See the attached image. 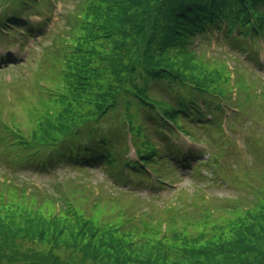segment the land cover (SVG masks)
<instances>
[{"label":"trees","instance_id":"1","mask_svg":"<svg viewBox=\"0 0 264 264\" xmlns=\"http://www.w3.org/2000/svg\"><path fill=\"white\" fill-rule=\"evenodd\" d=\"M41 2L0 0V9L6 10L0 12V23L15 26L25 23L20 16L22 12L28 5ZM91 8L92 19L86 18L85 24L79 25L76 15L68 23L74 28L80 26L82 34L77 30L74 35L77 53L69 71L74 85L71 84L68 97L78 107L83 102L84 110L74 106L70 116H59L53 136L48 121L31 137L20 136L24 152L17 154L21 160L35 156L31 161L42 170L66 162L78 168L105 165L114 183H125L127 173L148 176L142 165L152 166L179 158L188 163L190 155L195 153L172 143L159 148L155 139L145 135V127L150 124H154L160 134L170 126L172 134L179 130L198 140L189 124L211 114L209 125L218 133L215 137L219 145L224 140L229 141L227 134H223L221 111L228 106L247 114L244 105L247 98L252 100L255 95L250 92L248 76L242 70L237 72L245 79L244 91L243 77L238 79L239 85L234 84L233 79L232 83L228 81L230 76L225 75L228 67L215 72L217 79L214 76L212 79L216 83L210 81L203 74L207 65L196 58L197 50L201 49L202 41L218 31L223 33L225 41L259 62L255 47L264 42V0H100L97 4L92 1ZM7 11H11L8 16ZM99 77L104 78L105 83ZM158 88L167 90L170 98H162ZM234 88L238 95L236 106L228 102L227 96ZM90 89L93 98L80 97ZM208 98L214 99V105ZM136 103L143 111L140 123L136 122L138 114L131 111ZM108 116L121 122L113 129L102 130L99 125ZM2 117L0 144L12 145L14 134L7 129L9 126ZM226 121L229 124V118ZM128 131L137 148V160L125 155ZM17 165L21 163L17 161ZM141 183L138 181L137 185ZM57 192L59 195L47 199L59 201L62 207L48 218L39 213L40 206V209H29L26 205L19 211L26 219L14 234L24 228L25 235L23 241L13 246L21 251L39 243L50 245L46 254L55 255L53 260L49 262L45 256L37 257L30 251L21 257L1 239L0 264H264V207L219 223L211 212H185L183 207L176 210L174 205L168 209L164 221L150 213L148 218L138 221L139 211L133 200L137 205L141 202L127 193L112 190L107 193L111 195L109 198L94 194L87 203L91 204V212L85 213L82 197L76 192L74 205L68 202L70 195H64L60 188ZM106 203L111 204V209ZM45 208L47 206L41 212ZM98 212L101 219L96 218ZM116 212H136L132 215L136 219L131 223L139 228L132 233L126 230L128 224L116 225L112 219ZM7 221L14 224L9 218ZM57 250L60 253H55ZM61 252L67 255L62 260L59 259Z\"/></svg>","mask_w":264,"mask_h":264},{"label":"rangeland","instance_id":"2","mask_svg":"<svg viewBox=\"0 0 264 264\" xmlns=\"http://www.w3.org/2000/svg\"><path fill=\"white\" fill-rule=\"evenodd\" d=\"M92 1L96 4L100 3V0H42L35 8L44 10V13L38 16L35 10H32L33 14L27 20L40 22L49 14L50 17L43 22V29H38L32 34L31 41L24 49H19L18 42L24 39L19 35L20 32H24L21 31L23 29L17 30L14 43L0 39V54L19 58L15 65L4 64L6 66L1 67L0 63V116L4 117L3 121L9 126L7 129L14 134L12 141H15L12 145L0 144V160L3 164L0 166V241L3 239L4 241L1 242L21 257L24 256L22 255L24 252L30 251V254H36L37 257L45 256L44 258L49 262L53 260L55 255L51 257L46 254L50 251V245L39 243V246L32 245L33 248L25 247L21 251L14 249V245L23 241L22 236L25 233L22 232L25 230L21 228V233L14 234V232L20 229L21 223H24L22 220L26 219L19 212L26 205L29 209H38L39 206L42 209L47 206L43 209L44 212L39 208V213H43L47 218L56 213L62 204L60 205L59 201L53 202L47 197L59 195L57 192L59 188L64 191V195L72 197L68 202L73 205L74 192L82 197L80 200L85 213L91 212V204H87L90 196L100 193L103 198H109L111 195L107 193L112 190L114 193L130 189L129 192L135 195L132 199L140 197L137 201L141 202V208L133 200L136 211H139L138 221L150 215L164 221L168 209L174 205L176 210L183 207L185 212H211L214 217H218L219 223H224L242 212L264 207V64L248 59L244 51L234 48L230 42L224 40L223 33L218 31H214L211 38L202 41L201 49L197 50L196 58L207 65L203 74L210 81L215 82L212 79L213 76L217 79L215 72L228 67L225 74L230 76L228 81L232 83L233 79V83L239 85L238 79L243 76L237 71L242 70L248 76L250 92L254 93V99L247 98V103L244 105V111L247 113L245 115L237 117L235 110L227 106L221 111L224 118H229L227 131L223 133L227 134L226 138L229 141L224 140L221 145L219 139L215 137L218 133L215 132L214 127H197L193 124L197 136L201 139L196 143L190 142L182 133L175 136L184 148L191 147L201 153L194 157L190 164L185 163V167L178 166L173 161H162L163 163L152 165L154 175H161L164 178V186L157 188L153 182L145 181V187L141 191L133 184L137 181V176L133 175L130 176L128 184L113 187L111 178L101 166L82 170L65 163L47 171L37 168L35 164L17 165V161L21 159L17 160L19 155L17 153L24 152L23 145L19 143L20 136L29 138L33 133H38L41 124L46 121L52 125L50 133L53 136L59 124V116H70L74 106L80 107L81 111L84 110L83 102L78 107L68 97L71 84L74 85L69 73L74 54L77 53L74 47V35L77 30L81 34L80 26L74 28V25L68 23L73 16L78 17L79 25L85 24L86 18L92 19L90 16ZM255 53L260 61L264 62V43L255 47ZM185 66L183 65L184 68ZM231 70L236 74L235 76H232ZM99 78L105 83L104 78ZM242 79L245 82L244 77ZM245 86L246 82L242 91L245 90ZM158 92L163 97L169 98L167 90H158ZM235 92L236 90L227 95L228 102L233 106L237 104L238 96L233 95ZM88 96L93 98L92 89L80 97L85 99ZM208 101L211 105L215 103L213 98H208ZM131 111L138 114L136 122L140 123L143 111L139 110L137 103L132 106ZM120 122V119L108 116L99 126L102 130L106 128L108 130L118 126ZM153 128L152 124L145 127V135L155 139L158 147L164 149L168 141L157 137L153 133ZM170 141L175 142L174 137ZM132 150L131 148V153L128 150L126 155L135 156ZM218 153L221 155L215 159ZM30 160H35V156ZM103 186L107 188L106 191L103 190ZM77 202L80 206V202L78 200ZM106 206L110 209L112 207L109 203H106ZM140 209L143 211L140 212ZM135 213L116 212L112 219H115L118 226L119 223L128 224L126 230L133 233L139 228L131 223V220L136 219L132 216ZM100 214L101 212H98L96 218L101 219ZM8 218L14 224H9ZM138 223L142 225L141 222ZM207 228L209 230V225ZM132 233L123 234L129 236ZM56 252L60 253V250ZM64 255L67 256L61 252V258L57 257L62 260Z\"/></svg>","mask_w":264,"mask_h":264}]
</instances>
